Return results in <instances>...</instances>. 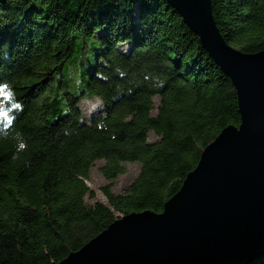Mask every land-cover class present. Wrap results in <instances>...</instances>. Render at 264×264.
<instances>
[{"label": "trees", "instance_id": "1", "mask_svg": "<svg viewBox=\"0 0 264 264\" xmlns=\"http://www.w3.org/2000/svg\"><path fill=\"white\" fill-rule=\"evenodd\" d=\"M213 9L229 44L264 49V0ZM0 89V264L59 262L116 218L162 211L241 122L231 79L167 0H0ZM130 162L140 173L115 193Z\"/></svg>", "mask_w": 264, "mask_h": 264}, {"label": "water", "instance_id": "2", "mask_svg": "<svg viewBox=\"0 0 264 264\" xmlns=\"http://www.w3.org/2000/svg\"><path fill=\"white\" fill-rule=\"evenodd\" d=\"M167 1L231 79L241 122L203 149L162 211L116 218L52 264H251L264 255V49L229 44L213 0Z\"/></svg>", "mask_w": 264, "mask_h": 264}, {"label": "rangeland", "instance_id": "3", "mask_svg": "<svg viewBox=\"0 0 264 264\" xmlns=\"http://www.w3.org/2000/svg\"><path fill=\"white\" fill-rule=\"evenodd\" d=\"M82 109L84 110L85 117L90 118L92 115L99 112L101 103L99 100L92 98L86 99L82 102ZM152 141L157 140V137L153 134L150 135ZM104 165V161H97L91 170V179L89 180V185L95 190L97 194L96 199H104L102 193V187L107 185L109 181L104 177L100 168ZM140 173V164L137 162L127 163V172L124 175L119 176L113 185V191L115 193H122L134 179ZM96 199H89L91 203L95 202Z\"/></svg>", "mask_w": 264, "mask_h": 264}, {"label": "snow or ice", "instance_id": "4", "mask_svg": "<svg viewBox=\"0 0 264 264\" xmlns=\"http://www.w3.org/2000/svg\"><path fill=\"white\" fill-rule=\"evenodd\" d=\"M0 95H3L4 97H8L9 93L7 91H4L3 89H0ZM18 107V106H17ZM0 115H7L6 113L0 112Z\"/></svg>", "mask_w": 264, "mask_h": 264}]
</instances>
